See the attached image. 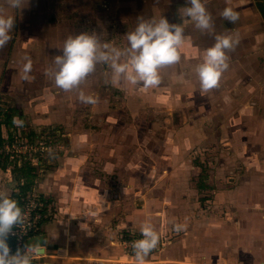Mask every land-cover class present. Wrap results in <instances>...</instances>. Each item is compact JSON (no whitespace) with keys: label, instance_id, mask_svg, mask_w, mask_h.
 <instances>
[{"label":"rangeland","instance_id":"obj_1","mask_svg":"<svg viewBox=\"0 0 264 264\" xmlns=\"http://www.w3.org/2000/svg\"><path fill=\"white\" fill-rule=\"evenodd\" d=\"M52 1L55 6L48 11V25L42 31L40 48L32 32L36 29L29 30L27 21L23 28L20 23L21 29L18 25L19 32H24L25 37L29 33L33 37L28 42L32 46H26L31 50L32 58L38 49L44 53L45 56L40 55V66L45 67L44 70L34 71L38 62L31 59L33 80L23 81L22 72L16 70L4 72L6 78H0V84L4 79V87L0 85V120L12 115V123H3L0 127L2 139L9 141V148L0 153V159L8 158L6 167L10 170L11 162L19 165L25 160L35 162L36 176L29 192L42 200L43 221L58 219L62 206L52 191L46 193L42 186L48 178L60 183L55 153H66L72 158L73 154L77 156L80 146L85 152H92L93 163L110 157L108 159L114 165L110 176L123 181L130 182L131 177L134 180L131 190H123L125 200L130 203L125 221L133 220V216L142 225L143 219L150 218L161 236L158 248L144 264H170L174 259L184 261L187 256L183 255L184 247L187 254L189 249L198 252L205 247L230 248L237 234L233 229L245 228L243 212L245 214L250 203L260 202V194L264 192L261 171L264 148L262 141L255 138L249 142L243 139L239 146L240 135H233L235 125L231 124L236 120L238 109L231 103L232 99L223 96L224 100H221L216 89L201 94L193 69L198 63L183 65V57L187 59L186 50L181 49L180 63L162 70L161 84L147 91L124 83L112 86L106 82L108 69L103 65L97 66L96 72L79 89L71 92L56 88L54 81L44 74L55 56L62 54L61 48L68 36L95 32L102 41L122 48L127 46V33L134 30L140 17L148 19L162 15L167 18L170 10L169 14L173 16L172 11L184 6L186 0H42V5L49 8ZM240 1L252 14L247 15L257 17L258 23L264 25V15L260 12L262 0ZM226 2L208 0L206 7H224ZM237 2L235 7H240ZM43 6L41 11L45 10ZM38 14L39 11L30 14V21ZM175 14L177 18L171 19L185 26V43L190 40L189 32L193 38L202 37L204 33L197 35L200 30L196 31L194 22L190 19L182 21ZM17 20L16 16V35ZM216 24L215 28L220 27ZM192 37L191 40L196 42ZM81 90L97 98L98 102L82 104L78 99ZM241 92L240 89L234 102L237 98L247 97ZM229 95L230 91L225 96ZM253 127L255 125L250 126ZM260 129L264 132V125ZM76 133L78 136L73 139L72 135ZM102 153L106 157H102ZM13 180L16 187L17 181L14 177ZM204 215L212 219L202 220ZM213 221L217 222L216 227ZM173 223L187 227L176 233L172 230ZM238 223L242 225L238 226ZM126 226V222H116L115 236L104 244L110 245V258L115 264H133L134 256L123 241L129 236H141V233ZM70 228L66 223L65 231ZM261 256L260 252L259 258ZM240 257L246 260L244 256Z\"/></svg>","mask_w":264,"mask_h":264},{"label":"crops","instance_id":"obj_2","mask_svg":"<svg viewBox=\"0 0 264 264\" xmlns=\"http://www.w3.org/2000/svg\"><path fill=\"white\" fill-rule=\"evenodd\" d=\"M224 1H227L224 3V7L220 5L206 7L213 17L214 24L217 22L220 27L215 28L214 25L215 29L212 34L203 32L202 37H198L201 41L196 37L193 38V35L189 32L188 37L190 40L182 47L187 52V59L183 57V65L185 63L188 65L199 63L203 51L215 42V35H239L240 43L233 51L229 52V68L224 73L220 87L216 89V94L219 93V98L222 96L221 100H224V97L232 99L231 103H234L236 109H238L236 120L231 124L235 125L233 135H240V141L242 142L239 143V146H242L243 139L248 142L252 141L251 139H256V141H262L264 148V132L260 129L264 125V25L258 23L257 17L252 18V16L247 15L251 12L243 8L244 4H241L240 0L238 2L234 0H232L234 2ZM236 2H240V7H235ZM54 3L55 1H52L48 5L49 8H45L42 5V0H28V3L22 9L13 10L14 17H18L17 29L18 25L21 29L20 23L23 28L27 24L25 21L29 24V30L36 29L32 32L39 48L43 43L42 31L48 25L47 14L49 9L55 6ZM42 6L45 9L44 11H41ZM225 7H232L238 12L239 20L235 24H231L222 18L221 11ZM0 9H3L5 14L12 13V10L6 5V0H0ZM177 9L172 11L173 16L169 14L171 10L169 13L167 12V19L173 21L172 23H175V21L171 18H177L175 14ZM38 11V17L30 21V14ZM257 15L259 14L257 13ZM19 29L17 35L15 34V28L13 29V39L4 48L0 49V78L1 76L6 78V73L13 72V70L21 73L23 64L26 62L25 57H30L38 62L34 71H43L45 68L40 66L41 56L44 53L41 52V49L40 51L38 49L35 57L32 58L31 50H27L26 46H32L28 42L33 37L31 38L30 33L29 36L26 35L25 37V33L19 32ZM196 31H198L197 28ZM201 33V31L197 32V35L201 36ZM191 37L196 42L191 40ZM45 40L46 38H44V42H46ZM196 56H198L199 61L196 60ZM193 69H195V66ZM39 76L40 74H37V77ZM3 81L0 84L2 88L4 87L2 85ZM239 88L247 97L244 99L237 98L235 103V96L238 97L240 93ZM228 91H230L231 96L226 97ZM37 120L39 121V118ZM253 125H255V128H250ZM249 130L251 132L247 134ZM73 136V139H76L78 134L76 133ZM87 139L91 140L89 137ZM249 144L251 145V143ZM249 144L247 147L250 146ZM89 151L85 152L79 146L77 156L73 154L72 158L68 157L66 153H55V159L58 163L55 169L58 171L57 181L60 183H57L55 179L52 181L48 178L49 181L45 183L44 180L42 186L47 190L46 193L52 191V194L62 206L59 207L58 219L50 222L42 221L36 230L38 232L30 235L28 239V242L41 239V244L46 249L44 256L37 257V263L35 264H115L110 258V245H104L109 238L115 236V223L126 222V227L140 231L141 224L138 223V220H134L133 216V220L125 221L128 216L126 214L127 207L130 203L125 200L124 196L126 194L123 190H131L134 180L131 177L129 182V180L123 181L118 177L110 176L114 171L112 160L109 161L108 159L110 157L93 163L94 161H91L93 160V154ZM101 156L106 157L103 153ZM261 171L264 176V165ZM0 173H3L2 176L0 175V190L10 189L12 192L16 190L11 170L6 168V171H4L0 167ZM258 173L260 174V172ZM111 177L114 179H111ZM262 186L264 188V182ZM134 192L136 193L135 190ZM100 197L105 202L102 205L105 207L103 212L101 211ZM260 198V202L250 203L245 214L243 212L245 228L242 227L240 231L233 229L234 232L237 231V234L232 241L234 244L230 245V248L222 247V249L215 246L209 249V247H205L200 248L198 252L189 249L187 254V249L184 247L183 255H187L184 256L185 260L175 261L176 259H174L170 264H264V192H261ZM207 218V221L212 219L211 216L204 215L202 220ZM143 220H146V218ZM66 223L71 226L69 231H65L66 228L64 229ZM213 224L216 227L217 222L213 221ZM240 225L242 224L238 223V226ZM189 236L190 234L187 237ZM260 238H262L261 241ZM260 252L262 253L261 259L259 258ZM240 256H244L246 260H242Z\"/></svg>","mask_w":264,"mask_h":264},{"label":"clouds","instance_id":"obj_3","mask_svg":"<svg viewBox=\"0 0 264 264\" xmlns=\"http://www.w3.org/2000/svg\"><path fill=\"white\" fill-rule=\"evenodd\" d=\"M28 0H6L12 10L5 14L0 9V49L13 39L15 17L13 10H20ZM177 14L184 21L190 19L201 32L212 34L214 21L206 8V0H186L184 6L178 7ZM221 16L225 21L235 24L239 14L232 7H225ZM127 46L119 48L102 41L95 32H79L65 40L62 54L56 55L44 74L54 81L56 88L71 92L77 90L94 74L97 66H106L107 83L119 86L122 83L142 87L145 91L158 87L162 82V70L180 63L182 47L185 44V26L183 23H170L167 18L145 19L140 17L133 31L127 33ZM215 42L203 51L201 61L195 66L201 94L220 87L221 79L229 68V52L240 43L236 35H215ZM21 79L31 81L32 61L25 57ZM78 99L82 104H96L98 99L79 91ZM104 200L100 197L101 211H105ZM73 217V216H72ZM28 217L13 197L10 189L0 190V264H35L37 257H43L46 249L41 239L32 240L14 252L9 246L8 238L14 234L13 229L27 230ZM185 224L173 223L172 230L183 231ZM141 238L131 244L133 264H144L146 258L155 251L161 241L151 219L143 222L140 228ZM91 234V232H89Z\"/></svg>","mask_w":264,"mask_h":264},{"label":"built area","instance_id":"obj_4","mask_svg":"<svg viewBox=\"0 0 264 264\" xmlns=\"http://www.w3.org/2000/svg\"><path fill=\"white\" fill-rule=\"evenodd\" d=\"M2 136L3 134H1V137ZM8 145H9V141H7L5 138V141L3 140L2 144H0V153L5 152L6 149L9 148ZM43 149L44 148L42 147V150ZM30 162L32 164L35 163L32 161ZM42 207H43V203L41 201L40 196H36L32 192H28L21 206L22 210L26 213L28 217V227L26 231L24 229H19V228L13 229L14 234L10 235L8 238L9 246L13 252L17 248H22L26 244V241H28L31 232L36 231L38 229L40 223L43 221V218L45 217L44 211L41 210ZM140 238L141 236H129L127 240L123 241L125 247L130 251L131 255H132L131 244ZM35 260H37V258Z\"/></svg>","mask_w":264,"mask_h":264},{"label":"trees","instance_id":"obj_5","mask_svg":"<svg viewBox=\"0 0 264 264\" xmlns=\"http://www.w3.org/2000/svg\"><path fill=\"white\" fill-rule=\"evenodd\" d=\"M263 6L260 9V12L264 15V0H262ZM3 123L10 125L12 123V115H7L5 119L0 120V127ZM3 139L0 132V144H2ZM8 158L4 157V160L0 159V167L2 169L7 168ZM11 162V161H10ZM12 165V174L14 179L17 181V188L12 192L13 197L18 201L20 207L22 206L24 199L29 192L33 182L35 180V166L28 160H25L20 165L17 162H11ZM42 201V200H41ZM47 203V202H46ZM44 211V205L41 208ZM38 232V231H37ZM32 231L30 235L37 233ZM28 243V241H26Z\"/></svg>","mask_w":264,"mask_h":264}]
</instances>
